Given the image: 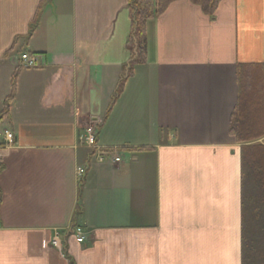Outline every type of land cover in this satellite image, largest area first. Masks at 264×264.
I'll return each instance as SVG.
<instances>
[{
	"label": "crops",
	"instance_id": "0c3cea01",
	"mask_svg": "<svg viewBox=\"0 0 264 264\" xmlns=\"http://www.w3.org/2000/svg\"><path fill=\"white\" fill-rule=\"evenodd\" d=\"M135 46L128 0H0V264H243L229 119L237 65L264 64V0L214 17L175 1L129 73ZM97 117L94 151L79 136Z\"/></svg>",
	"mask_w": 264,
	"mask_h": 264
},
{
	"label": "trees",
	"instance_id": "16d2710c",
	"mask_svg": "<svg viewBox=\"0 0 264 264\" xmlns=\"http://www.w3.org/2000/svg\"><path fill=\"white\" fill-rule=\"evenodd\" d=\"M178 0H128L132 34L138 56L129 69L146 55V23ZM214 17L222 0H190ZM37 19L32 23V33ZM12 78V89L15 87ZM238 96L229 119V133L241 145V184L244 210L242 263L264 264V64H239L236 69ZM121 85L120 89L122 88ZM11 95L0 111V120L9 114ZM0 163V174L4 171ZM1 203V197H0Z\"/></svg>",
	"mask_w": 264,
	"mask_h": 264
},
{
	"label": "built area",
	"instance_id": "2783aa9c",
	"mask_svg": "<svg viewBox=\"0 0 264 264\" xmlns=\"http://www.w3.org/2000/svg\"><path fill=\"white\" fill-rule=\"evenodd\" d=\"M20 60L22 62V65L26 68H35L39 65L38 56L31 55L28 52L22 53L20 56ZM102 123L101 119L97 118L94 119V124L92 123L91 126L85 127L84 131L80 134L79 139L80 141L90 147L92 150L98 149V145L96 143V135L98 126ZM15 140V135L12 131L5 129L2 134V141L7 145H12ZM106 155H111L112 160L114 163H121L122 162V156L118 155L114 151H105L100 153V160L102 161ZM85 174V169L80 168L78 169V176L81 178ZM65 232L55 230L54 234L51 238L50 245L52 247H55L59 250H63V242H62V235ZM70 234L74 236L76 242L83 243L85 240L84 237V231L81 226L75 225L72 227Z\"/></svg>",
	"mask_w": 264,
	"mask_h": 264
},
{
	"label": "water",
	"instance_id": "95a60500",
	"mask_svg": "<svg viewBox=\"0 0 264 264\" xmlns=\"http://www.w3.org/2000/svg\"><path fill=\"white\" fill-rule=\"evenodd\" d=\"M135 56H137V40L135 39Z\"/></svg>",
	"mask_w": 264,
	"mask_h": 264
},
{
	"label": "rangeland",
	"instance_id": "374dc122",
	"mask_svg": "<svg viewBox=\"0 0 264 264\" xmlns=\"http://www.w3.org/2000/svg\"><path fill=\"white\" fill-rule=\"evenodd\" d=\"M99 119V117H97ZM97 118H94V119H97ZM94 119L91 120V122L94 124ZM92 125V124H91ZM90 125V126H91ZM3 134V133H2Z\"/></svg>",
	"mask_w": 264,
	"mask_h": 264
}]
</instances>
